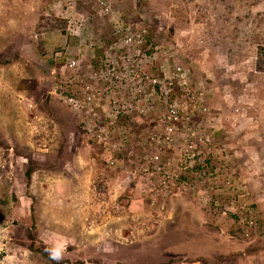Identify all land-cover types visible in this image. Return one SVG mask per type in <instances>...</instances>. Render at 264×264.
<instances>
[{
  "label": "rangeland",
  "instance_id": "374dc122",
  "mask_svg": "<svg viewBox=\"0 0 264 264\" xmlns=\"http://www.w3.org/2000/svg\"><path fill=\"white\" fill-rule=\"evenodd\" d=\"M60 1L0 0V63L11 60L0 64V264H56L31 244L65 264H264V158L257 157L264 152V0H149L137 10L157 39L147 73L161 68L157 51L171 46L177 59L201 66V80L196 73L193 80L212 108L187 114L184 129L200 124L204 138L216 133L227 150L203 191L192 183L163 190L159 175L141 172L153 165L144 157L160 112L135 110L127 124L119 119L115 135L99 138L105 118L93 113L79 69L53 74L51 55L71 52L62 44L67 30L39 32L48 19H62ZM116 6L133 13L127 2ZM87 50L82 57L91 58ZM67 90L80 98L77 106L65 101ZM87 120L98 125L85 129ZM122 149L126 158L113 157ZM232 254L242 257L227 259Z\"/></svg>",
  "mask_w": 264,
  "mask_h": 264
},
{
  "label": "built area",
  "instance_id": "2783aa9c",
  "mask_svg": "<svg viewBox=\"0 0 264 264\" xmlns=\"http://www.w3.org/2000/svg\"><path fill=\"white\" fill-rule=\"evenodd\" d=\"M74 1L61 0V8L57 14L68 23L67 36L77 37L91 50L96 40L94 28L88 18L73 8ZM148 1L97 0L98 15L107 20L117 39L108 45L109 48L104 52L105 59L101 58L103 60L101 64L89 66L90 70H93V78L103 82V87L97 92L95 89L92 90L89 84L83 83L81 90L85 95L92 96L89 98L90 103L99 106L102 102L106 109L105 126L98 130L100 139L107 134H116L115 126L121 115L136 110L141 117L148 116L150 112H157L155 115L159 117L160 112L161 117L152 126L153 133L148 138L149 145L144 157L146 163H152L153 167L143 166L141 172L148 174L152 170L159 175L160 180L157 184L163 190H170L173 183L187 189L190 186L189 182L182 176L194 171L195 166H203L205 164L203 158L208 153L212 154L215 163L221 161L225 157L226 147L216 145L209 137L205 139L201 131L204 127L200 129V124L193 125L189 132L184 129L193 118L187 117V114L197 113L200 117V114H204L201 109L207 112L212 107L204 106L205 99L196 89L192 67L176 58L178 53L172 46L163 52L157 51V54H164L161 68L155 74L146 72L144 64L146 53L155 50V46L147 43L152 25L148 24L143 13H138L141 22L128 23L124 19L123 11L117 9L116 4L127 2L133 9H140ZM58 58L70 71H77L78 62L75 58H70L66 53ZM84 96L81 101H88ZM65 101L77 106V101L73 97H65ZM211 113L212 111L209 115L215 116ZM209 120L214 121V117H209ZM90 122L83 121L85 129L91 130L93 125H98ZM113 161L110 163L114 164ZM213 171L216 172V169ZM213 171L209 174H213ZM203 176H206V172ZM247 223L256 226V221Z\"/></svg>",
  "mask_w": 264,
  "mask_h": 264
},
{
  "label": "trees",
  "instance_id": "16d2710c",
  "mask_svg": "<svg viewBox=\"0 0 264 264\" xmlns=\"http://www.w3.org/2000/svg\"><path fill=\"white\" fill-rule=\"evenodd\" d=\"M72 6H73V8L76 11L82 13L86 18H88L89 21H90V24L94 27L96 40H95V45H94L93 49L95 50V54H97V56H98V58L95 59V60H97V62H99L101 64L102 61H103V60H101V58L105 59V56H104L105 50L109 48L108 45L113 40L117 39V36L114 37L111 27L108 25V23H106L107 20L105 18L100 17L98 15L97 0H75L73 2ZM227 8L228 7H224V9H227ZM138 9H133V13H131V14L130 13H126V11L124 10L123 11L124 19L130 24H136L137 22H141V18L139 17L138 13H143L144 10H142L141 12H137ZM52 18H55L54 21L48 19L49 21H47V23L46 22L43 23L45 27L40 29L41 31H39V32H41V34H42L43 32L47 33V32H51L53 30H59L63 34H65L66 29L68 27L67 21H65L64 19H60L57 16L52 17ZM99 19H101L103 21L102 24L98 23ZM147 42H148V44L152 45L153 47L157 44L156 43L157 39L153 37V34H152L151 30H150V35L148 36ZM152 51L146 53V59L148 57L152 56ZM9 62H11V60H6V61H4V63H3V61H1L0 64H9ZM97 62L93 61L91 64L96 66V65H98ZM262 67H264V61L262 62L261 68ZM78 69H79V72H80L81 67L78 66ZM203 83L207 84L208 81L204 80ZM70 88H74V84L72 82H70V84L68 85V89H70ZM67 91H70L69 93H67V95H66L65 92L63 93V91H62V94L66 95L68 97H73L75 99H79L80 100V98H78V96H76V93L74 94L75 91H73V90H67ZM127 117H128V115H121L120 116V120H122L125 124H127L128 120H129L128 119L127 121H125ZM198 119H199V117H198ZM129 125L132 127L133 132L139 133V131H137V124L134 121H132V123L129 124ZM153 125H154V123L152 124V126ZM219 143H222V142H219ZM122 150H115V151L113 150V157L126 158L127 157L126 150L125 149H122ZM203 159H204V162H205V164L203 166H200V167L199 166H195V168H193L194 171H192L188 175L183 176L184 180H186L189 183H192V187L193 188L197 187L200 191H203L205 189V187L207 186V183H206L205 178L203 176L204 172H206V174H209L211 171H213L215 169V167L218 166V163L214 162L211 153H208ZM103 164H104V166H109V167L111 166V165H109L108 162H106L104 160H103ZM110 168H112V167H110ZM34 171H35V167H31L27 171L26 174H27V177H28L29 180H31V177H32V174H33ZM196 172H198V173H196ZM29 238L30 239L33 238L31 232H29ZM29 248H30L31 251L40 253L43 258H48L51 261H53L54 263H56V264H65V263H69L70 262L68 260L56 262L55 259L52 257V255L44 253L41 250L40 247H36L33 244H31ZM248 253H250V251H248ZM232 257H234V258L235 257H242V255H240V254H232V255H229L227 257V259H230ZM176 260H170L167 263H161V264H173V263H176V262H182V259H176ZM77 263L82 264L79 261H77Z\"/></svg>",
  "mask_w": 264,
  "mask_h": 264
},
{
  "label": "crops",
  "instance_id": "0c3cea01",
  "mask_svg": "<svg viewBox=\"0 0 264 264\" xmlns=\"http://www.w3.org/2000/svg\"><path fill=\"white\" fill-rule=\"evenodd\" d=\"M69 36H71V35H68V36L66 35V37L64 39L65 43H64V41H62V44H64V45L66 44L68 46L67 47L68 50H69V48L71 49L70 58L73 57V58H75L78 61V66L81 67V70H80V72H79L78 75L79 76L81 75V77H83L84 83H86V84H88V81L89 80H93L94 82H96V85L97 86H91V88H93V89H95V88L99 89V88L103 87V85H102V84H104L103 82H100L98 80L95 81L94 79H92L93 78V75H92V71L93 70H90L91 67L89 68V66L91 64V60H94V59H91L90 57L88 58L87 56L81 57L80 56V52L77 53L79 50L81 51L84 48L83 45H82V43H81V41H80V39H78L77 37H75V38H71V37L68 38ZM88 39H89V36H88ZM171 44L174 45V43H171ZM48 46L51 47V44H48ZM51 58H52L51 59L52 60V63L55 66V69H56V66H57V69H56V71L53 74L54 75L59 74L60 76H64L63 78H66L67 75L69 76L68 69H67L68 68L67 65L64 62H61V60L59 58H56L55 59L52 55H51ZM186 60L187 59H182L181 61L185 63V62H187ZM190 63H192V65H195L196 66V67L192 66V74L195 75V73H196V75H197V72L196 71L200 70L201 66L198 65L194 59L193 60H190ZM85 67H87L88 69L86 70ZM206 68H212V67H206ZM198 77H201V75L198 74L196 78H198ZM199 80H201V79H199ZM70 82H72V81L70 79H68L65 84L69 85ZM65 88H66V86H65ZM74 88H75V86H74ZM93 113H95V114L97 113L98 115L101 114L103 116L102 118L103 119L105 118L106 109H105L104 105L102 104V102H101V104L99 106H96L95 109H93ZM219 136H221V135H219ZM227 140H229V139H227ZM257 157L258 158H264V152H262V153L259 152L258 155H257ZM236 162H237V160H236ZM263 165H264V162H263ZM261 174H264V166H263V171H262Z\"/></svg>",
  "mask_w": 264,
  "mask_h": 264
},
{
  "label": "clouds",
  "instance_id": "9594fccd",
  "mask_svg": "<svg viewBox=\"0 0 264 264\" xmlns=\"http://www.w3.org/2000/svg\"><path fill=\"white\" fill-rule=\"evenodd\" d=\"M148 43V42H147ZM83 45V44H82ZM149 45V44H148ZM85 46V45H84ZM86 47V46H85ZM85 47L80 51V56L82 57L85 53H88V50L86 51V49H85ZM84 50V51H83ZM93 50V53H92V57H91V59H97L98 58V56H97V54H95V50L94 49H92ZM86 51V52H85ZM78 62V61H77ZM92 63V62H91ZM186 63H190V62H186ZM194 77V76H193ZM195 82V81H194ZM196 85V84H195ZM216 112V111H215ZM215 135H216V133H214V135L212 136V137H209L210 138V140L213 142V143H216V145H220V146H223V144H221V143H217L216 142V139H215ZM214 139V140H213ZM226 152H227V150H226ZM227 155V157H229L230 156V153L228 154H226Z\"/></svg>",
  "mask_w": 264,
  "mask_h": 264
}]
</instances>
